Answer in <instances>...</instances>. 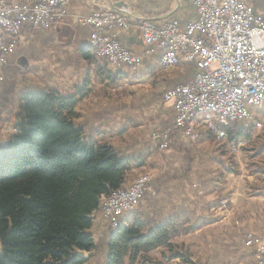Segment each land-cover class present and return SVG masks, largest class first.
<instances>
[{"label":"trees","instance_id":"16d2710c","mask_svg":"<svg viewBox=\"0 0 264 264\" xmlns=\"http://www.w3.org/2000/svg\"><path fill=\"white\" fill-rule=\"evenodd\" d=\"M116 80V75L104 79L108 85ZM88 83L73 94L32 83L12 113L19 132L0 144V264H90L98 255L102 264H163L149 253L166 245L175 251L171 258L186 260L189 254L178 252L173 239L214 220L205 202L190 199L186 187L178 189L181 203H196L195 211L182 204L180 216L160 220V203L154 199L123 214L118 227L98 240L92 234L101 196L129 188L132 170L144 166L145 155L131 146L104 144L84 135L76 105L88 91ZM258 120L255 115L228 125L229 137L223 144L208 134L219 162L227 161L214 187L223 181L225 172L238 171L235 155L227 152L228 144L252 137ZM170 147L190 158L176 177L193 172L192 155L198 150L181 139L175 127ZM243 151L246 171L256 179L247 181L251 194L264 196V125ZM223 197L217 196L214 203Z\"/></svg>","mask_w":264,"mask_h":264},{"label":"crops","instance_id":"0c3cea01","mask_svg":"<svg viewBox=\"0 0 264 264\" xmlns=\"http://www.w3.org/2000/svg\"><path fill=\"white\" fill-rule=\"evenodd\" d=\"M7 1L31 5L35 4L38 0ZM246 1L254 8L256 13L264 15V0ZM107 8L120 10L133 18L138 16L148 17L154 19L157 23H165L177 19L183 25H186L196 18V8L193 0H69V16L47 30H30L29 37L24 38L17 52L7 60L4 72L5 80L0 88V144H5L13 135L5 134V130L6 128L16 127L17 120L12 113L17 111L18 101L25 89L31 88L34 83H37L59 90L64 94H73L82 87V82L87 78L89 79L88 91L84 96L80 97L76 105V112L79 115L77 122L87 138L117 147L131 146L137 154L145 155L144 162L157 151H160L162 155L168 156L175 153L181 159H185L183 169H186L187 160L190 158L186 159L188 156L185 152L174 150L173 147L167 149L161 148L162 141L159 137H154V134L160 135L170 125L174 124V109L171 103L164 100L165 92L176 84L189 81L195 73V67L191 69L184 64L162 69L159 66L161 55L159 50V57L158 54L145 55L140 67L119 66V68H115L111 72V69L106 66L104 60L95 55L91 41V28L88 25L78 23L73 18L74 14H86L94 10ZM118 34L124 46L134 52L144 53L146 45L140 29H119ZM59 65L69 68L80 67L84 70V73L68 87L58 89L57 87H52L49 80L45 78L46 72L42 73L41 70L44 68V71H46V68ZM25 66L31 68V71L26 73L24 71ZM37 73L43 74L44 77L40 78L36 76ZM112 75H116L117 77L116 83L112 84L114 87L120 79L124 78L125 81L120 86L132 87L136 91L139 90L137 86L142 85L140 81L146 80L143 85L147 87L143 89V95H140L144 96V102L141 101L138 104H132V102L129 104L125 103L122 107H125L126 110L137 109L141 111L140 115L144 116V119L149 121L154 120L150 124L151 130L143 124L136 127L137 123L134 128H139V130L135 132L134 136L131 134L134 132L129 133V130L132 128L129 126H132L134 120H126V123L120 127H111L108 120L106 121L105 118L101 117L106 111L108 112V116L111 115V112L114 113L112 115H117L114 103L115 98L111 96L109 90L107 94L106 90L98 89V86L95 85L97 81L104 88V84H107L104 79ZM22 80L26 82L24 85L23 83H19ZM148 80L151 82L146 83ZM260 112L264 111L256 110L254 116ZM169 120H171V124L168 123ZM102 121H105L106 125L99 124ZM260 121L259 119L258 122ZM262 121L264 125V116ZM201 139H204V141H200ZM185 141L188 142V145L195 146L197 150L198 143L208 142L210 150L206 149L208 153L204 155H208L207 160L211 163V172L204 179V190L197 189L195 187L202 186L201 182H199L202 181L199 173L193 174L194 178H192L190 173L182 178L176 177V172L183 173L184 171H181L182 166H177L179 158L176 155L175 157L170 156L167 167H165L164 172L160 173V182L154 181V178L152 183V186L157 188L160 196V198L159 196L156 198L160 203V220H165L168 216H180V206L184 203H181V197L177 190L180 187H187L186 189L188 190L189 185H193V188L191 187L190 189L192 195L188 191L189 196H192L189 198L205 202L214 220L201 229L173 239V242L178 245V252L189 254L186 260H182L180 257L171 258L170 255L174 254L175 251L171 252L167 245L150 252L149 256L160 259L163 264H229L232 261L238 264H246L254 261L255 249L246 247L245 237L246 233L252 229L251 231L264 238V216L261 215L262 212L258 213L256 211L254 213L253 211L256 208L258 211L260 209L261 211L264 210V196H253L250 192L248 198H242V194L236 191L238 195L236 202H232V207L228 212H221V201L218 203H214V201L217 196L224 195V191L221 188L223 181L217 183V187H214L213 184H215L216 176L220 172L216 170V164L218 163L220 167L226 170L224 166L225 162H219L221 160H219L214 146L211 145L212 143L208 139V133L205 131H201L199 141ZM197 154V152H194L192 157H196ZM193 171L196 172L194 168ZM222 178L223 180L227 179L226 176ZM183 206H186L189 211H195L198 208L196 203L191 202H187ZM235 210L247 211L248 213L257 215L251 216V219L249 218L246 230L244 228L242 232L240 230L235 231L233 226H231L230 213H233ZM181 216L183 215L181 214ZM236 222L238 223L239 221L237 220ZM92 229L93 227L91 231ZM106 232L107 230L102 228L100 236ZM241 238L243 239V246L239 245L237 247L236 242L233 241L236 239L239 241Z\"/></svg>","mask_w":264,"mask_h":264},{"label":"built area","instance_id":"2783aa9c","mask_svg":"<svg viewBox=\"0 0 264 264\" xmlns=\"http://www.w3.org/2000/svg\"><path fill=\"white\" fill-rule=\"evenodd\" d=\"M196 18L183 25L173 19L157 23L154 19L130 17L117 9H98L74 14L80 24L91 28L98 54L116 66L140 67L145 55L158 54L161 45H172L173 53L159 58V66L191 64L193 77L170 87L164 100L172 104L174 124L160 135L161 148L171 144L173 127L181 139L199 141L201 131L226 142V127L238 120H249L256 110L264 111V15L256 13L246 0H193ZM69 0H38L35 4L0 0V88L5 80L8 58L15 54L30 30H47L69 16ZM138 28L146 49L138 53L124 46L118 30ZM181 50V58H174ZM205 108H217L218 117L205 116ZM202 115V123H195ZM263 122H258L261 128ZM18 129H16V133ZM253 142L228 144L232 153H241ZM152 178H137L123 193L101 196V213L110 225L140 206L146 198ZM230 199L220 202V211L227 212ZM239 224V222H238ZM245 245L255 249V260L246 264H264V238L252 231L246 233ZM229 264H238L235 261Z\"/></svg>","mask_w":264,"mask_h":264},{"label":"rangeland","instance_id":"374dc122","mask_svg":"<svg viewBox=\"0 0 264 264\" xmlns=\"http://www.w3.org/2000/svg\"><path fill=\"white\" fill-rule=\"evenodd\" d=\"M95 55H96V53H95ZM98 57H100V56H98ZM101 59L104 60V63L106 64V66L111 69V72H113L115 70V68H119V66L111 64L108 59H104L102 57H101ZM42 69H43V70H41L42 73L46 72L45 78H47L49 80V82L52 84V87H57L58 89H63V88L68 87L70 84H72V82H75L79 78V76H82V74L84 73V70L80 67L79 68H76V67L69 68V67L61 66V65L46 68L45 69L46 71H44V68H42ZM24 71L27 73V72L31 71V68H28V66H25ZM74 71H76V72H74ZM39 75H41V76H39ZM36 76H38L40 78L42 76L44 77L43 74H39V73H37ZM88 80L89 79L86 78L82 82L81 86L83 87L85 84V81H88ZM124 81H125L124 78L120 79L115 87H114V85H107L105 83L104 88H103V85L99 84L96 81L95 85L98 86V89H100V88L104 89V90H106V93L109 90L111 96H113V98H115V102H114L115 107H116L115 111L117 112V115H112L114 113L110 111L111 115L108 116V112L106 111V113L102 114L101 117L105 118L106 121L108 120L109 126H111V127H114V126L120 127L126 123V120H131V119L134 120L133 121L134 123H132V126H129V127H132L131 130H129V133L134 132L131 134H133L135 136V132L137 130H139V128H134L135 124L138 123L136 125V127H139V125L143 124L149 130H151L152 127H150L151 126L150 124H152L153 122H151V121H154V120L149 121L147 119H144V116L142 117L140 115L141 111H139L137 109L136 110H134V109L126 110L125 107H122L125 103L129 104L132 102V104H134V103L138 104L141 101L144 102V96H140V95H143V93H142V92H144L143 89L147 87V86L143 85V83H145L146 80L140 81V84L142 83V85L137 86L139 89L138 91L133 90L132 87H125V86L121 87L122 84L124 83ZM24 82L25 81L22 80L19 83H24ZM149 82H151V81L148 80V82H146V83H149ZM136 84H138V83H136ZM114 92H115V94H114ZM257 115H258L259 119L261 120V122H263L262 119L264 116V112L257 113ZM140 117H141V119H140ZM249 120H251V119H249ZM168 123L171 124L172 123L171 120H169ZM99 124L106 125L105 121L104 122L102 121ZM129 125H131V123H129ZM16 129H17L16 127L6 128L5 134H8V135L14 134V133H16ZM262 129H263V127H261V128L258 127V121H257V129L252 136L253 142L256 140L257 136L260 134ZM18 132H19V130H18ZM200 141H204V139L203 140L201 139ZM217 142H218V144H223V142H221V141L217 140ZM241 142H243V138L236 143H241ZM211 145H213V144H211ZM197 146H198V150H199L198 154L195 157L194 162L191 163L193 165V168L196 170V172L195 171H193L192 173L190 172V175L192 176V178H194L193 174H197V172L199 173V177L202 180L199 182H201L202 186L195 187V188L204 190V187H205L204 186V179L206 178V175L208 173L210 174V172H211V167H210L211 163H209L207 160L208 155H204V154L208 153V151L206 149L210 150V145L208 144V142L207 143L202 142V143H198ZM227 152L229 154L231 153V154L235 155L236 160H237V170H238L237 172H233V173H226L225 172V176L227 177V179L223 180V183L221 184V188L224 191L223 192L224 193L223 198L227 197L230 199V208H231L232 202L233 201L236 202V198L238 197L236 191H239V193L242 194V196H243L242 198H248L251 190H250L249 185L247 184V181L248 180L256 181V179H255V176L248 175V173L246 171V158L244 156V151H242L241 153H232L229 151V149L227 147ZM175 155L176 154L174 153V155H170V156L175 157ZM170 156L162 155V154H160V151H157L146 159L145 165L143 167L132 170V174H134V175L130 181V186L133 184V182L137 178H142V177L152 178L149 190L146 193V198L143 201V203L141 204V206H144L146 203L153 201L154 199H156L159 196V194H158L159 192L157 191V188H154L152 186L153 185L152 184L153 179L155 178L154 181L160 182V179H159L160 173L164 172L165 167H167L168 159L170 158ZM177 157L179 158V160L177 161L178 162L177 166L178 167L182 166L181 171H184L183 168H184L185 159H181L180 156H177ZM186 159H189V158H186ZM225 162H227V161H225ZM213 166H215V165H213ZM168 168H169V166H168ZM215 168L217 171H221V170L224 171V168L220 167V165L218 163L216 164ZM191 187L193 188V185H189L188 186L189 189L187 191H189L192 194V192L190 191ZM129 188H127V189H129ZM177 191L179 192V190H177ZM179 195H180V192H179ZM159 198H160V196H159ZM138 207H140V206H138ZM253 211H254V213H256V211L258 213L262 212L261 215L264 216V210L261 211V209H260L258 211L256 208V210H253ZM254 213H248L247 211L242 212V210H239V211L235 210L233 213H230V220H231L230 222L232 224L231 226H233L235 231L240 230L242 232L244 228L246 230L249 218L251 219V216H253V215L257 216ZM237 220L240 222L239 224L236 222ZM94 224H93V229L91 232L93 233L95 238L98 240L99 236L101 234L102 228H104V230H107V231L109 229L110 230L116 229L119 225V222H115L111 227L109 220L105 219L101 212H97V214L95 215ZM238 226H241V227H238ZM251 230L252 229H250L249 231H251ZM252 232H254V231H252ZM182 235H184V234H182ZM242 238L239 241H237V239L233 241V242H236L235 244L237 247L239 245L243 246L242 245V242H243ZM0 251H1V248H0ZM90 264H102V259H101L100 255H98L96 257V259H93V261L91 260Z\"/></svg>","mask_w":264,"mask_h":264},{"label":"bare ground","instance_id":"6f19581e","mask_svg":"<svg viewBox=\"0 0 264 264\" xmlns=\"http://www.w3.org/2000/svg\"><path fill=\"white\" fill-rule=\"evenodd\" d=\"M92 46L94 48L96 55L102 57V54H98V47L95 41H92ZM159 50L161 53L160 58H166L167 54L173 53V46L172 45H161L159 47ZM174 58H181V50H174ZM205 116L218 117V109L217 108H205ZM195 123H202V115H195ZM113 193H123V190L116 191Z\"/></svg>","mask_w":264,"mask_h":264}]
</instances>
